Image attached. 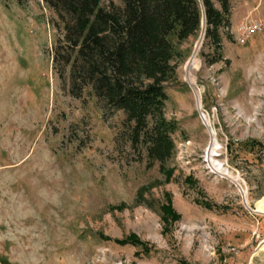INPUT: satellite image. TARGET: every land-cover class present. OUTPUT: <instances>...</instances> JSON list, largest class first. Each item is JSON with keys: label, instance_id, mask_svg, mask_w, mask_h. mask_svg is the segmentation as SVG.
<instances>
[{"label": "rangeland", "instance_id": "obj_1", "mask_svg": "<svg viewBox=\"0 0 264 264\" xmlns=\"http://www.w3.org/2000/svg\"><path fill=\"white\" fill-rule=\"evenodd\" d=\"M229 22L214 64L204 18L174 38L167 176L132 147L122 111L89 88L71 95L45 1L0 0V264H264V0H231ZM253 22L262 30L239 43ZM132 235L150 250L116 242Z\"/></svg>", "mask_w": 264, "mask_h": 264}, {"label": "trees", "instance_id": "obj_2", "mask_svg": "<svg viewBox=\"0 0 264 264\" xmlns=\"http://www.w3.org/2000/svg\"><path fill=\"white\" fill-rule=\"evenodd\" d=\"M28 0H17L24 5ZM63 26L64 37L53 53L54 69L66 80L71 95L89 88L103 108L126 116L132 147L147 154L150 163H165L175 152V125L164 116L167 88L177 79L176 46L195 37L206 16L207 37L222 59L221 29L230 24L231 0H44ZM164 219L176 220L171 204ZM117 243L148 245L132 235Z\"/></svg>", "mask_w": 264, "mask_h": 264}, {"label": "built area", "instance_id": "obj_3", "mask_svg": "<svg viewBox=\"0 0 264 264\" xmlns=\"http://www.w3.org/2000/svg\"><path fill=\"white\" fill-rule=\"evenodd\" d=\"M261 30L262 24L259 22L241 24L237 29V41L244 44Z\"/></svg>", "mask_w": 264, "mask_h": 264}, {"label": "bare ground", "instance_id": "obj_4", "mask_svg": "<svg viewBox=\"0 0 264 264\" xmlns=\"http://www.w3.org/2000/svg\"><path fill=\"white\" fill-rule=\"evenodd\" d=\"M197 64V61H196V55L191 59V61L188 63L187 65V75L188 77L190 78L191 80V72L192 70L195 68V65ZM198 101H199V98H198ZM200 103V101H199ZM206 123H207V119H206ZM213 147V146H212ZM210 151V150H209Z\"/></svg>", "mask_w": 264, "mask_h": 264}, {"label": "water", "instance_id": "obj_5", "mask_svg": "<svg viewBox=\"0 0 264 264\" xmlns=\"http://www.w3.org/2000/svg\"><path fill=\"white\" fill-rule=\"evenodd\" d=\"M203 12H204V20H205V23H206V16H205V10H203ZM199 108H200V110H201V107H200V103H199ZM201 116H202V119L206 122V117H205V115L202 113L201 114Z\"/></svg>", "mask_w": 264, "mask_h": 264}]
</instances>
